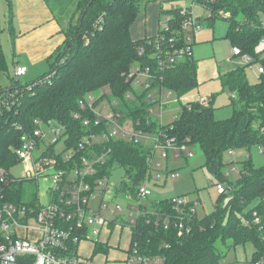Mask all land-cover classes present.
<instances>
[{
	"label": "trees",
	"instance_id": "obj_1",
	"mask_svg": "<svg viewBox=\"0 0 264 264\" xmlns=\"http://www.w3.org/2000/svg\"><path fill=\"white\" fill-rule=\"evenodd\" d=\"M44 1L56 17L63 16L64 10L58 13L52 8L54 0ZM141 1L76 0L69 14L71 17L77 14L78 19L69 21V30L63 27L66 41L56 53L49 71L26 86L13 84L11 88L0 90L2 98L15 91L13 102L0 106V170L7 173L20 163L15 152L22 137L32 135L39 127L35 125V120H38L41 124L49 126L52 123L65 128L68 135L65 151L72 150L77 163L81 157L90 160L97 155L102 156L106 163L102 169L107 173L115 166L123 169L125 180L117 191L135 194L136 188L147 180L148 166L140 144L107 139L94 143L93 152L89 148L79 150L78 144L84 136L100 134L106 127H86L82 119L74 118V114L81 113L79 100L107 88L111 91L110 97L120 102L127 116L143 120L145 103L125 100V93L130 89L125 82V74L137 64H147L155 69L157 63L154 59L148 62L147 53L139 56L138 50L146 40L156 38L162 29L158 28L156 35L141 40L131 37L130 28L141 14ZM6 2V28L10 45L14 48L11 0ZM193 2L205 8L208 12L206 21L211 26L217 19L224 20L227 23L225 39L231 47H238L242 54L251 57L252 63L259 64L263 72L254 84L246 78L245 67L248 65L228 73H218L223 89L233 94L231 117L215 119L211 101L207 107L186 102L168 125H159L152 120L150 131H162L176 144L187 142L189 150L191 146L198 147L204 157V167L223 179L225 153L252 146H258L264 152V49L259 50L264 39L261 24L264 0ZM169 12V35H176L187 16L180 14L177 8ZM4 60L0 47V68L5 66ZM158 74V85L178 97L198 87L197 65L192 58H186ZM55 145L48 148L45 155L60 160L64 152L55 155ZM4 181L7 183V202L19 204L28 198L25 193L29 192L27 187L32 186L31 182L24 179L12 181L8 175ZM225 190V193H220L212 214L201 218L196 214L189 234L178 236L174 228L164 229L165 215L174 213L169 201L152 204L153 212L138 219L130 240L133 237L141 255L162 256L164 264H220L224 253L216 249L217 241L225 244L229 240L233 247L250 243L254 247L253 264L264 257V166L255 168L248 160L239 181L226 184ZM256 218L260 221L258 224L254 222ZM246 221L249 222L247 225ZM104 245L107 242H96L93 255L107 253Z\"/></svg>",
	"mask_w": 264,
	"mask_h": 264
},
{
	"label": "built area",
	"instance_id": "obj_2",
	"mask_svg": "<svg viewBox=\"0 0 264 264\" xmlns=\"http://www.w3.org/2000/svg\"><path fill=\"white\" fill-rule=\"evenodd\" d=\"M180 14L187 17L181 22V28L176 35H169L167 17L165 25L161 28L162 32L156 38L146 40V44L138 50L139 56L147 53L148 62L154 59L157 63L155 69L147 64H137L125 74V82L130 87L125 93V100L137 104L145 103L143 120L127 116L120 102L110 97L111 91L107 88L97 91L98 94L89 93L79 100L81 113L74 114V118L82 119V124L86 127L92 125L106 127L100 134L91 133L84 136L78 144L79 150L89 148V151L93 152L94 143H101L107 139L142 146L148 166V178L133 194L138 202L151 195L148 183L153 179L152 167L158 153L166 160L173 155L191 157L193 153L189 150L187 142L176 144L174 139L162 131H157L158 133L150 131L151 121H156L154 108L159 107L162 113L169 105L166 99L172 94V91L158 85L157 79L160 75L158 72L163 73L180 61L192 58L190 42L199 27L191 20L187 10L180 9ZM261 24L264 28V20ZM189 25L192 30L189 36H185ZM231 53L232 57H241L245 65L252 64L251 57L242 54L238 47H232ZM26 71L25 67L14 66L12 71L14 81L25 75ZM262 72L263 69L258 64L257 74L260 75ZM108 96L111 99H106ZM14 98L15 91L9 93L6 98L0 97V106H8ZM210 100V96L201 95L187 102L207 107ZM35 125L39 127L32 135L22 137L21 145L15 152L20 163L7 170V173L4 169L0 170V264H92L78 255V246L89 236L98 237L103 230L109 231V227H116V219L105 217L103 211L108 208L110 214L122 211L119 205L109 207L112 192L117 191L119 187L116 188L110 182L109 173L102 169L106 164L102 156L93 155L90 160L81 157L77 163L74 152L65 151V140L68 135L62 126H58L56 130L51 129L54 138L41 152L44 133L40 130V121L35 120ZM62 138L64 148L59 155L64 152L63 157L59 160L57 157L45 155L47 149ZM35 151H40L37 156L34 155ZM17 166L23 170L21 177L11 174V170ZM4 175L5 177L8 175L12 181L24 179L34 184L36 186L34 197L27 198L19 204L7 202V183L4 181ZM176 175L172 174L171 177L176 178ZM42 183L46 186L40 191ZM216 188L220 193L226 192L223 184H217ZM125 194L127 197L131 196V193ZM170 203L174 213L165 215L164 229L172 227L178 236L189 234L199 202L180 197ZM126 209L130 223H123L120 226L128 228L130 234L133 233V228L140 217L153 212L140 204L136 207L127 204ZM254 222L258 224L260 221L256 218ZM248 223L245 222L246 225ZM125 264H164V258L141 255L132 237ZM253 264H264V257L255 260Z\"/></svg>",
	"mask_w": 264,
	"mask_h": 264
},
{
	"label": "rangeland",
	"instance_id": "obj_3",
	"mask_svg": "<svg viewBox=\"0 0 264 264\" xmlns=\"http://www.w3.org/2000/svg\"><path fill=\"white\" fill-rule=\"evenodd\" d=\"M54 1L55 3L50 1L52 2V8L58 13L64 10L65 13H62L63 16L59 19L62 21L65 29L69 30V21L71 19L76 21L78 19L77 14L73 17L69 14L73 10L76 0ZM193 1L194 0H162L159 2L158 0H142L140 3V15L148 11V8L155 6L151 10H155L157 14L156 29L157 27L163 28L167 16L171 15L169 11L174 8L187 10L191 20L195 22L196 20L206 18L208 13L205 8ZM6 8V0H0V47L4 53L8 66L7 71H0V90L11 88L13 84L17 87L26 86L35 81L39 76H43L50 68L48 62L31 65V67L28 65V72L21 76L16 82H13V65L14 61L19 62V57L13 55L15 51L13 53L14 48L10 45V38L6 28ZM196 23L199 30L195 34V44H193V40L190 42V44H193L192 54L195 62H198V64L200 61L209 62L210 67L214 65L216 70L221 73H228L245 65L241 57L232 58V47L229 42L224 39L227 30V23L224 20H215L213 29L206 27L203 23ZM191 30L192 27L189 25L185 31V36H189ZM262 49H264V42L259 46V50ZM53 61H51V63ZM22 62L27 64L25 61ZM257 68V63H252L250 66L245 67L246 78L250 84H254L258 81L259 75L257 74ZM206 89L208 90L206 91ZM201 95L210 96V98L212 96L213 102L211 106L214 111L213 115L215 119L223 120L231 117L232 107L230 106V101L233 94L225 91L219 80L213 79L206 81L181 97H178L176 93L172 92L171 96L166 99L169 105L165 107L162 113L159 107L154 108L156 121L161 123V125H168L178 116L181 106L187 102V99H197V97ZM57 127V124H51L49 126L45 124L40 125V130L44 133L43 143L40 146L41 152L45 150V147L54 138L51 129L56 130ZM63 148L64 144L62 138L55 145L54 151L56 154H60ZM190 150L193 152L191 157H178L173 155L166 160L162 158L159 153L155 156L152 167L153 179L148 183L151 195L147 199L138 202L134 197L135 195L132 193L130 197H127L124 192H117L114 190L111 195L112 199L109 207L111 208L115 207V205H119L122 211H115L110 214L108 208L103 211V215L110 219H116V227L111 229L112 234L110 237L106 231H103L98 237L89 236L87 241H82L78 246V255L84 258L92 257L93 264H106V261L110 262L108 264H117L115 262H120L124 259L121 250H126L128 248V232L125 226L122 228L120 226L123 223H130V217L127 216V204L135 207L138 204L144 205L151 211L152 204L169 202L180 197H185L188 201L199 202L197 216L201 218L204 217V215L212 214L215 210V205L220 195V192L216 188L217 184H223V186L226 187L228 183L238 182L244 168V163L248 160L251 161L255 168L264 166V152L258 146H252L249 149L239 148L224 154L223 161L225 166L223 172L225 177L222 179L216 177L204 167V157L198 147L191 146ZM40 151H35L34 155L37 156ZM22 172L23 170L20 166L11 170V174L15 177H21ZM175 173L177 174L176 178H172L171 175ZM156 176H158V178ZM109 179L116 188L120 187V184L125 180L123 169L116 166L113 167L109 173ZM31 185L32 186L27 187V189L30 188L29 192L25 193L28 198L34 197L36 191V186L32 183ZM226 199L227 197L224 198V201ZM108 238L109 246L114 248L118 246L119 248L117 251H119V253L114 252L115 249L114 251H109L108 255L102 252L93 256L94 244L96 242H104ZM216 249L224 253L220 264H251L254 247L250 243L244 246L233 247L232 242L229 240L226 241L225 244L217 241Z\"/></svg>",
	"mask_w": 264,
	"mask_h": 264
},
{
	"label": "crops",
	"instance_id": "obj_4",
	"mask_svg": "<svg viewBox=\"0 0 264 264\" xmlns=\"http://www.w3.org/2000/svg\"><path fill=\"white\" fill-rule=\"evenodd\" d=\"M158 1L161 2L162 0H158ZM154 7L155 6H152V8ZM152 8H148V11H145L143 15H140V17H138L134 22V24L131 26L130 34L134 40H141L145 37H151L153 35H156L158 31V27L156 29L157 14L155 10H151ZM11 11L13 14L12 25L14 32L13 53L15 51L13 55L19 57V62L14 61L13 66L25 67L27 69L26 73L29 70L28 65L31 67V65H38L40 63L43 64L45 62H48V65L50 67L51 61L54 60V58L56 57V53H58V51L62 49L66 41V36L63 33L64 26L62 24V21H60L59 17H56L52 13L50 7H48V5L44 0H11ZM206 18L196 20V22L203 23L205 24L206 27L213 29L214 23L213 26H211L209 21L208 20L206 21ZM194 41H195V35L193 37V44H195ZM192 59H193V54H192ZM4 61H5V66H3V68L1 67L0 71H7L8 69L6 60ZM22 61L27 62V64L23 63ZM195 63L197 65L198 86L209 80H213V79L218 80V73L221 72H218V70H216L214 65L210 67L209 62L206 61H202V62L200 61L199 64L198 62ZM207 90L208 89H206V91ZM210 101L211 103L213 102L212 96ZM45 186L46 184L42 183L40 187V191H43L45 189ZM111 229H114V227L109 228V231L107 230H103V231H106L110 237V235L112 234ZM126 230L128 232L127 240H128V248H129L130 231L128 228H126ZM106 242L107 245H104L107 250L106 255L109 254L108 253L109 251H114L115 249L116 250L114 252L119 253V251H117V249L119 248L118 246H116L115 248L109 246V238L102 243H106ZM128 248L126 250L123 249L121 250L124 259L120 262H115V263L125 264ZM82 258L87 261H90L93 264L92 257L89 258L82 257ZM105 263L108 264L110 262L106 261Z\"/></svg>",
	"mask_w": 264,
	"mask_h": 264
}]
</instances>
